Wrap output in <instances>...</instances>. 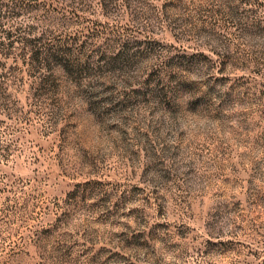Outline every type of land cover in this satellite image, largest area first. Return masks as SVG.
<instances>
[{"label":"rangeland","instance_id":"rangeland-1","mask_svg":"<svg viewBox=\"0 0 264 264\" xmlns=\"http://www.w3.org/2000/svg\"><path fill=\"white\" fill-rule=\"evenodd\" d=\"M0 264H264V0H0Z\"/></svg>","mask_w":264,"mask_h":264}]
</instances>
